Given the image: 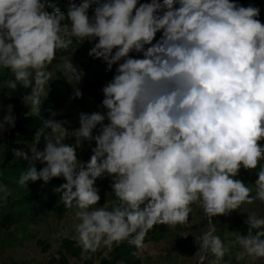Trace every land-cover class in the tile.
<instances>
[{"label": "clouds", "instance_id": "obj_1", "mask_svg": "<svg viewBox=\"0 0 264 264\" xmlns=\"http://www.w3.org/2000/svg\"><path fill=\"white\" fill-rule=\"evenodd\" d=\"M49 8L47 0H0V69L10 72L0 89L11 95L18 85L31 88L24 102L39 116L54 78L50 65L74 40H98L89 55L103 59L108 71L118 65L102 90L106 114L82 113L72 132L61 122L45 121L30 145L31 157L13 150L29 165L20 185L66 180L56 191L79 220L72 238L82 259L125 242L141 250L155 225L187 224L193 204L208 218L196 238L205 253L199 264L208 252L223 260L236 245L242 249L237 261L264 259V216L248 214L247 235L231 233L234 240L227 245L211 219L264 202V167L252 187L234 179L241 166L254 170L264 160L258 143L264 139L260 9L230 0H83L66 14ZM60 67L70 82L83 78L70 58ZM15 124L8 105L0 133ZM98 125L100 134L93 136ZM42 136L46 146L39 151ZM70 136L75 144L65 143ZM93 140L97 147L85 165L76 149ZM37 162L46 165L39 172ZM105 175L113 178L111 209L95 207L101 199L96 180ZM7 191L0 186V192Z\"/></svg>", "mask_w": 264, "mask_h": 264}, {"label": "rangeland", "instance_id": "obj_2", "mask_svg": "<svg viewBox=\"0 0 264 264\" xmlns=\"http://www.w3.org/2000/svg\"><path fill=\"white\" fill-rule=\"evenodd\" d=\"M61 0H57L53 7L58 8ZM80 0L74 4H80ZM264 13V2H263ZM161 33H157L156 40H159ZM156 41L154 40L153 43ZM147 47V46H146ZM71 59L78 71H83V78L78 83L70 82L67 74L60 67L66 59ZM88 58H80L75 55L60 56L56 53V58L50 65L54 78L59 75L64 76L77 91L81 92L79 101L66 102L63 107L53 114L57 118L56 122L63 123L69 132L76 131L80 127V115L92 113H104L102 103H93L87 99L84 93V84L94 82L98 79L104 86L107 84L102 76H96L95 71L100 69L97 63L91 68H85ZM9 70L0 69V81L10 78ZM31 94V90L25 92L21 100L13 104L8 95L7 89H0V120L7 114L8 105L13 106V114L16 122L27 117L31 112V106L24 102V97ZM108 121L105 120V124ZM101 126L98 125L93 133H100ZM46 134L51 133V129L45 130ZM37 133H35L36 136ZM34 136V137H35ZM17 137V140L15 138ZM11 141L13 145L26 152L31 157L30 145L34 142L27 135L13 134L10 127L0 133V174L4 163V153L7 143ZM65 143L75 144V137H68ZM89 145L85 141L81 147L83 152ZM46 140L42 136L37 145L39 151H44ZM16 160L24 161L23 159ZM27 162V161H25ZM40 163V162H37ZM97 179L98 180L102 179ZM111 181L104 183L99 190L101 197L95 207L106 206L110 209L115 200ZM15 184V185H14ZM8 185V186H7ZM0 186L7 188V193L0 192V264H199L201 255L200 246L196 238L206 230L208 218L204 215L203 209L197 204H193L192 213L189 214L188 223L183 225H168L166 232L156 236H146V247L137 250L131 245V254L128 258L116 253L119 246H114L111 251L101 247L97 252L91 253L90 259L84 260L81 257L82 249L77 246L72 238L75 233V225L79 220L75 217L74 210L67 209L59 215L49 210L41 211L35 201L39 190L49 187V181L42 179L21 185L17 181H10L9 184ZM29 194L31 200H25L24 194ZM255 212L259 216H264V202L256 200L252 205L243 204L239 209L232 210L225 215L212 217L213 224L217 227V235L226 243L234 240L231 233L238 232L247 235L248 214ZM8 213L14 214V220L6 226L1 225ZM246 227V228H245ZM230 252L223 260L217 261L215 256L208 252L205 264H245V261H237L236 255L240 249L238 245L229 246ZM137 252L138 254H133ZM250 264H264V259L251 261Z\"/></svg>", "mask_w": 264, "mask_h": 264}, {"label": "trees", "instance_id": "obj_3", "mask_svg": "<svg viewBox=\"0 0 264 264\" xmlns=\"http://www.w3.org/2000/svg\"><path fill=\"white\" fill-rule=\"evenodd\" d=\"M57 0H47L50 5L55 4ZM78 0H61L58 5V8L61 12L67 13L69 7L74 4ZM80 4L83 3V0H80ZM142 3H150L151 0H139ZM162 2V0H161ZM230 2L237 3L240 6L248 7L254 6L260 9L259 16L257 19L264 24V13H263V2L264 0H230ZM78 4V5H80ZM57 6V5H56ZM49 8L48 11L51 12L54 8ZM139 6V5H138ZM96 4L93 3L89 9V17L91 18L94 16V9ZM162 34V33H161ZM96 41H88L85 40L82 43H77L75 40L73 44L66 50L58 51L57 55L60 56L64 55H75L80 58H88V63L85 65V68H91L94 63H97L100 66V69L95 71L96 76H102L105 78L106 82H110L116 74V68L118 65H113L112 70L108 71L107 63L103 59H97L89 55V52L94 47ZM115 51V50H114ZM135 58H143L142 54H137L135 52L131 53ZM10 74V72H9ZM10 76V75H9ZM49 91L48 96L44 99L41 112L39 116L33 115L32 112L22 120L16 122L15 127L11 128L13 134H23L27 135L28 138L34 141L35 133L39 132L41 128L44 126V122L48 120H57L54 113L58 112L66 102H77L80 99V96L76 95V88L68 82V80L64 77L59 75L56 78H53L49 83ZM105 86L98 81V79L94 82H86L84 84V93L87 96V99L93 103H102L104 99L103 95V88ZM31 90V88H24L22 85H18L15 92H13L9 97L13 104L18 103L23 94ZM46 130V129H45ZM100 133H93V136L99 135ZM17 140V137L15 138ZM261 147H264V139L258 141ZM97 145L95 140H93L87 148L82 152L81 148L76 149L77 152V159L81 163L87 165L90 162L91 157L94 155L93 149L96 148ZM20 150L19 147L13 145L11 141H9L5 148L4 153V163L2 164V171L3 173L0 174V183L2 184H9L10 181H19L20 175L22 174L25 169L28 168V163L21 160H16L13 154V150ZM46 165L41 163H36L37 171L43 169ZM264 167V160L261 161L260 165H258L257 169L250 170L245 169L243 166L238 171V174L234 177L236 180H240L246 186H254L256 181L258 180V172L260 168ZM113 179L111 176L105 175L102 179L96 180L95 187L102 188L104 183H107ZM66 183V180L61 176L59 178H54L49 181V187L43 188L39 190L38 196L35 199L37 204L40 207L41 211L49 210L53 213H57L59 215L63 214L67 208L65 207L64 203L62 202V192L56 191V189L60 188L63 184ZM15 185V184H14ZM8 186V185H7ZM21 186V185H20ZM113 192V191H112ZM114 194V193H113ZM253 195L255 193L253 192ZM115 200V194L113 195ZM31 196L29 194H24L25 200H31ZM112 206L110 207V209ZM15 216L12 213H8L3 219H1V225L6 226L14 220ZM168 225H155L152 229H150L147 233V236H156L159 234H163L166 232ZM246 228V227H245ZM116 253L121 255L122 257L128 258L131 254V244L125 242L120 244L117 249ZM224 264V263H222Z\"/></svg>", "mask_w": 264, "mask_h": 264}]
</instances>
